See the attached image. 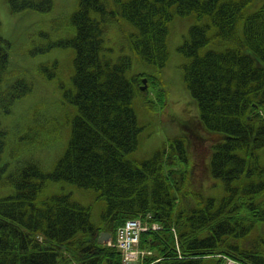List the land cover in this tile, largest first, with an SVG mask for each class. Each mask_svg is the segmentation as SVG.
<instances>
[{"label": "trees", "instance_id": "16d2710c", "mask_svg": "<svg viewBox=\"0 0 264 264\" xmlns=\"http://www.w3.org/2000/svg\"><path fill=\"white\" fill-rule=\"evenodd\" d=\"M252 1L115 0L113 9L112 0H80L68 19L74 36L46 48L76 50L75 91L65 96L77 114L68 148L49 173L27 162L4 174L8 134L2 116L33 86L14 77L21 70L11 68V43L0 32V189H16L0 198V264H225L231 257L264 264V166L259 161L264 149V4L244 15ZM10 3L13 11L53 9L52 0ZM175 14L207 19L190 26L178 49L190 59L184 78L199 107L198 127L214 139L204 169L224 181L219 204L203 189H192L201 169L190 160L192 144L184 137L148 159L127 157L137 150L141 129L133 99L140 93L145 103L153 102L155 91L141 90L146 73L128 76L133 56L114 62L105 55L106 28L109 20H127L136 29L129 36L135 57L163 68L170 58L168 36ZM215 42L227 46L208 48ZM157 95L163 102V94ZM19 147L11 144V158ZM48 181L93 189L106 202L102 222L94 224L91 207L70 194L38 202ZM130 219L160 228L142 233L139 247L151 253L125 263L116 247L99 239L103 233L114 239Z\"/></svg>", "mask_w": 264, "mask_h": 264}, {"label": "rangeland", "instance_id": "374dc122", "mask_svg": "<svg viewBox=\"0 0 264 264\" xmlns=\"http://www.w3.org/2000/svg\"><path fill=\"white\" fill-rule=\"evenodd\" d=\"M52 1L53 9L40 12L13 11L10 0H0V32L3 38L11 43V68L21 70L14 77L20 75L18 77L27 79L33 86L27 96L18 99L11 110L2 116L1 125L8 134L3 156V161H8L5 175L27 162L39 164L46 173L52 172L69 145L77 107L65 94L75 91L73 76L76 50L73 47L59 46L46 48L52 42L74 36L75 30L68 19L78 9L80 0ZM112 1L111 8L115 9L117 4L115 0ZM263 4L264 0H253L243 14L248 15L257 11ZM206 20L198 19L195 15L175 14L168 36L170 58L163 68H157L135 57L129 37L132 32H136L132 24L124 18L109 20L105 31V45L108 48L105 55L114 62L122 55L133 56V66L128 71V76L146 73L153 78L147 81L144 90L155 91V96L154 94L152 96L153 102L145 103L146 98L140 93L133 99V107L141 129L139 146L127 157L135 161L148 159L158 150L167 148L169 141L184 137L187 145L190 142L192 144L188 152L190 160H195V165L201 169L197 179H193L192 189L195 191L203 189L206 196L213 197L219 204L225 195L224 181L210 177L208 171L204 169L211 161V144L214 139L204 129L198 127L199 107L184 78L185 67L190 59L178 49L188 37L190 26ZM239 30L242 35L243 19L240 20ZM213 32L211 30L210 34ZM220 46L226 47L227 43L215 42L208 45V48L216 49ZM157 93L163 94V102ZM193 118V124L197 128L191 124ZM13 142L20 147L17 152L14 150L16 156L11 158L8 151ZM259 161L264 166V149L259 151ZM15 190L14 187L1 188L0 198L15 194ZM61 194H70L73 201L91 207V221L96 225L102 222L106 202L98 198L93 189L80 188L67 181H48L37 200L42 201ZM257 234L255 231L252 238Z\"/></svg>", "mask_w": 264, "mask_h": 264}, {"label": "built area", "instance_id": "2783aa9c", "mask_svg": "<svg viewBox=\"0 0 264 264\" xmlns=\"http://www.w3.org/2000/svg\"><path fill=\"white\" fill-rule=\"evenodd\" d=\"M146 228L143 227L142 223L138 220H130L126 225L119 230V242L123 241V246L126 248L128 258L133 256V251L130 250V246L133 242H136L139 234Z\"/></svg>", "mask_w": 264, "mask_h": 264}, {"label": "bare ground", "instance_id": "6f19581e", "mask_svg": "<svg viewBox=\"0 0 264 264\" xmlns=\"http://www.w3.org/2000/svg\"><path fill=\"white\" fill-rule=\"evenodd\" d=\"M38 202H40V201H38ZM141 236H142V234H139V237H138L137 241L133 242L132 245L130 246V248H129L130 250H132L134 252L142 251V249H140V247H139ZM108 243H110V241H108ZM112 247H116V249L119 250L121 253H123L126 250V248L123 246V241L122 240L118 244L112 245ZM231 261H232L233 264H245V262L239 261V260H237V259H235L233 257H231Z\"/></svg>", "mask_w": 264, "mask_h": 264}, {"label": "water", "instance_id": "95a60500", "mask_svg": "<svg viewBox=\"0 0 264 264\" xmlns=\"http://www.w3.org/2000/svg\"><path fill=\"white\" fill-rule=\"evenodd\" d=\"M143 82H144V86L142 89L144 90L146 88L147 80L144 79ZM109 238H110V235L108 233H103L99 240H100V242H104V241L108 240Z\"/></svg>", "mask_w": 264, "mask_h": 264}]
</instances>
